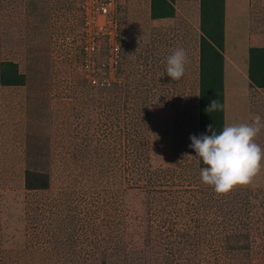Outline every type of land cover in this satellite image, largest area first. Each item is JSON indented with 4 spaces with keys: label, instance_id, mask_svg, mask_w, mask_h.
Instances as JSON below:
<instances>
[{
    "label": "rangeland",
    "instance_id": "rangeland-1",
    "mask_svg": "<svg viewBox=\"0 0 264 264\" xmlns=\"http://www.w3.org/2000/svg\"><path fill=\"white\" fill-rule=\"evenodd\" d=\"M81 2L0 0V264H264V164L218 195L189 147L200 83L207 107L222 82L223 126L264 115V0H115L121 60L111 73L102 48L96 84ZM247 32L245 90L231 58Z\"/></svg>",
    "mask_w": 264,
    "mask_h": 264
},
{
    "label": "clouds",
    "instance_id": "clouds-1",
    "mask_svg": "<svg viewBox=\"0 0 264 264\" xmlns=\"http://www.w3.org/2000/svg\"><path fill=\"white\" fill-rule=\"evenodd\" d=\"M188 63L183 48L176 49L166 58L165 72L173 81L180 80ZM222 108L218 98L210 100L207 113ZM264 125V115L255 113L250 119L238 124H225L217 132L212 124L205 134L190 135L189 147L200 168L201 182L218 194H225L234 186L249 180L264 164V142L256 135Z\"/></svg>",
    "mask_w": 264,
    "mask_h": 264
},
{
    "label": "built area",
    "instance_id": "built-area-1",
    "mask_svg": "<svg viewBox=\"0 0 264 264\" xmlns=\"http://www.w3.org/2000/svg\"><path fill=\"white\" fill-rule=\"evenodd\" d=\"M78 53L82 72L88 83L98 82V54L106 52V65L115 72L121 60L124 39L120 33L115 0H82L80 4Z\"/></svg>",
    "mask_w": 264,
    "mask_h": 264
},
{
    "label": "trees",
    "instance_id": "trees-1",
    "mask_svg": "<svg viewBox=\"0 0 264 264\" xmlns=\"http://www.w3.org/2000/svg\"><path fill=\"white\" fill-rule=\"evenodd\" d=\"M200 73H201V67H200ZM222 82L220 81L219 85H218V96L217 98L219 99L220 103L222 104V108L218 111H214V112H210L208 113L209 114V117L211 118V121H210V124L213 125V128L219 132L222 127H223V88H222ZM203 88H204V85L202 83L199 84V87H198V123H199V126H200V134H203V130H202V127L205 125L204 123V114H205V103L203 101V95H202V91H203ZM137 135V134H136ZM132 141H136L133 136L131 137ZM134 143V142H132ZM131 151V157L133 159L134 157V162H137L138 164L140 165H145V169L146 171H148L150 173V167H147L148 166V162H147V158H146V141L143 140V141H136V144L135 145H132V147L130 148ZM137 156L140 158L139 160H137ZM200 167H202L203 165L202 164H198ZM131 168V167H130ZM149 168V169H148ZM133 171V169H131ZM172 172L173 171H162V175H159L156 173V171H153V176H155L154 178H156V180H163V182H167L168 179L171 180L173 179L174 180V175H172ZM142 175V174H140ZM147 178V181H149V177L148 176H145ZM135 185V184H134ZM230 191H228L227 193H230ZM233 204V203H231ZM227 205H230L229 202H227ZM244 224V223H243ZM4 250L0 248V253L3 252ZM3 254L5 255L6 253L3 252ZM6 257V256H5ZM14 261H16V258L13 259ZM26 261V260H25ZM18 262V261H17Z\"/></svg>",
    "mask_w": 264,
    "mask_h": 264
},
{
    "label": "crops",
    "instance_id": "crops-1",
    "mask_svg": "<svg viewBox=\"0 0 264 264\" xmlns=\"http://www.w3.org/2000/svg\"><path fill=\"white\" fill-rule=\"evenodd\" d=\"M228 2V0H226ZM243 29V28H242ZM238 45H232V58H231V64L234 68H238L239 65L242 66V77L244 80V89L247 90V72H246V65H247V58H248V32L246 33L245 40L239 39ZM237 46V47H236ZM257 46V45H256ZM227 63L224 61V74L226 71Z\"/></svg>",
    "mask_w": 264,
    "mask_h": 264
},
{
    "label": "bare ground",
    "instance_id": "bare-ground-1",
    "mask_svg": "<svg viewBox=\"0 0 264 264\" xmlns=\"http://www.w3.org/2000/svg\"><path fill=\"white\" fill-rule=\"evenodd\" d=\"M240 74H242V70H240ZM237 89L239 90V88H237ZM237 89H235L236 92L238 91ZM227 90H229V87H228V86H227ZM227 90H226V91H227ZM239 92H240V91H238V94H239Z\"/></svg>",
    "mask_w": 264,
    "mask_h": 264
}]
</instances>
